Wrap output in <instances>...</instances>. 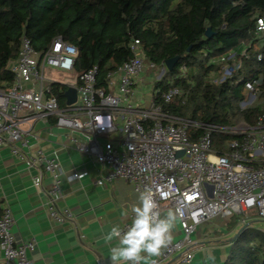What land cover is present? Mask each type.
<instances>
[{"label": "built area", "instance_id": "obj_1", "mask_svg": "<svg viewBox=\"0 0 264 264\" xmlns=\"http://www.w3.org/2000/svg\"><path fill=\"white\" fill-rule=\"evenodd\" d=\"M256 26L258 31H264V17L257 18ZM129 48L132 56L107 70L101 79L97 64L74 74L78 49L62 37L54 38L45 50L38 51L23 35L17 58L9 63L15 79L0 89V147H8L14 156L37 169L33 177L36 186H43V172L50 176L51 183L44 188L47 213L59 223L72 220L71 209L58 205L64 174L58 153L32 150L31 140L38 139L35 122L53 120L54 126L66 131L76 149L110 166L97 184L124 179L137 194L145 188L152 189L162 214L170 209L181 213V236L173 239L155 261L192 264L202 245L194 234L204 222L216 216H238L247 225L244 215L250 211L264 219V112L253 125L241 122L234 126L166 113L154 102L158 92L155 85L166 74V65L146 60L138 39L131 41ZM239 57H249L245 44L214 59L220 67L211 72L210 81L220 84L232 78L240 66L236 62ZM261 57L258 54V60ZM147 71L154 74L145 83L143 74ZM196 72V67L185 64L180 68V75L189 81ZM54 83L75 87L76 101L69 104L64 95L62 106ZM144 83L152 89L146 104ZM260 93L261 81L246 79L240 106H254ZM183 94L180 87L173 86L163 91L161 98L174 103ZM198 130L201 133L197 135ZM225 133L237 137L226 141V150L221 153L214 147L213 137ZM86 174L72 171L66 177L72 181ZM14 223L12 209L5 206L0 210L2 261L32 264L29 252L35 241H19L12 231ZM130 224H125L122 231Z\"/></svg>", "mask_w": 264, "mask_h": 264}, {"label": "trees", "instance_id": "obj_2", "mask_svg": "<svg viewBox=\"0 0 264 264\" xmlns=\"http://www.w3.org/2000/svg\"><path fill=\"white\" fill-rule=\"evenodd\" d=\"M258 17H264V0H0V89L15 79L9 63L17 58L23 35L38 51L62 37L78 49L75 72L97 64L101 79L132 56L129 44L138 39L148 61L166 65L178 56L155 85L154 102L164 112L206 123L253 125L264 112V31L257 29ZM243 44L249 57L237 59L234 76L212 83L211 72L220 67L213 60ZM184 64L197 69L192 81L180 75ZM246 79L261 81V93L257 104L242 108ZM173 86L184 91L183 97L166 103L161 93ZM53 89L64 106L68 86L54 83ZM236 137L215 134L214 147L223 153L226 141ZM242 226L223 264H264V231L252 223Z\"/></svg>", "mask_w": 264, "mask_h": 264}, {"label": "crops", "instance_id": "obj_3", "mask_svg": "<svg viewBox=\"0 0 264 264\" xmlns=\"http://www.w3.org/2000/svg\"><path fill=\"white\" fill-rule=\"evenodd\" d=\"M153 74L150 71L143 74L145 83ZM146 85L149 84L144 88ZM151 93L152 89L149 98ZM34 128L38 139L31 140L32 150H55L59 155L64 174L58 205L69 207L74 217L64 223L50 218L44 192L51 183L50 176L43 172V186H36L33 177L37 169L14 156L8 147H0V210L5 206L12 209L15 217L13 233L19 241H35L34 249L29 252L32 264H111L110 250L117 241H108L105 237L111 227L118 225L123 230L125 224L131 223L138 194L124 179L97 184L96 181L110 171V166L76 149L69 142L66 131L54 126L53 120L37 121ZM72 171H86L87 174L70 181L66 176ZM261 219L263 224L259 227L253 221H247V224L252 223L264 231V219ZM242 225L237 216H216L201 224L194 239L202 245L196 250L192 264H223ZM180 236L177 221L173 239ZM157 258L146 257L141 264ZM0 264H4L1 256Z\"/></svg>", "mask_w": 264, "mask_h": 264}, {"label": "clouds", "instance_id": "obj_4", "mask_svg": "<svg viewBox=\"0 0 264 264\" xmlns=\"http://www.w3.org/2000/svg\"><path fill=\"white\" fill-rule=\"evenodd\" d=\"M132 213L133 218L126 231L116 225L105 237L108 241H117L110 250L111 264H141L146 257H159L162 250L171 244L173 229L181 215L171 209L162 214L150 188L139 192L138 204L133 206ZM152 264L156 261L153 260Z\"/></svg>", "mask_w": 264, "mask_h": 264}, {"label": "water", "instance_id": "obj_5", "mask_svg": "<svg viewBox=\"0 0 264 264\" xmlns=\"http://www.w3.org/2000/svg\"><path fill=\"white\" fill-rule=\"evenodd\" d=\"M212 33H211V29L210 27L207 28L206 30V35L210 36ZM178 60V56H175L173 58H170L168 60H166L165 64H166V67L168 70H172L175 63L177 62ZM65 96L67 98V103L71 104L73 102L76 101L77 99V90L75 87L73 86H69L68 89L66 90L65 92ZM178 154H182V151L179 152ZM246 225H243L242 227H245ZM238 234V233H237ZM237 234L235 235V237L237 236Z\"/></svg>", "mask_w": 264, "mask_h": 264}, {"label": "rangeland", "instance_id": "obj_6", "mask_svg": "<svg viewBox=\"0 0 264 264\" xmlns=\"http://www.w3.org/2000/svg\"><path fill=\"white\" fill-rule=\"evenodd\" d=\"M55 74V73H54ZM74 74H77L76 72H74ZM145 90V94H146V101L144 102V104L148 103L149 101V97L150 96V91H151V86L150 85H146V87L144 88ZM244 122V121H242ZM241 123V122H239ZM244 217L247 219V221H253V223L255 224V226L259 227L260 225L263 224V221L260 217L257 216L256 211H250L247 214L244 215ZM237 218H239L237 216ZM240 221V220H239Z\"/></svg>", "mask_w": 264, "mask_h": 264}]
</instances>
